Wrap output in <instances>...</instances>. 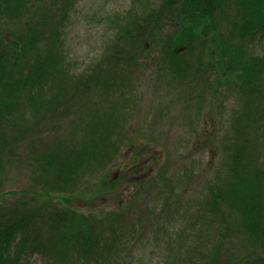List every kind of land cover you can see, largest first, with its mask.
Returning a JSON list of instances; mask_svg holds the SVG:
<instances>
[{
	"label": "trees",
	"instance_id": "obj_1",
	"mask_svg": "<svg viewBox=\"0 0 264 264\" xmlns=\"http://www.w3.org/2000/svg\"><path fill=\"white\" fill-rule=\"evenodd\" d=\"M69 1L49 0L46 7L41 0H0V264H22L33 254L45 264H111L128 206L106 217L85 215L59 206L50 194L80 199L91 183L90 199L95 190L107 192L115 184L99 186L93 176L119 155L141 49L165 21L172 26L164 45L173 78L183 82L196 71L217 68L228 77V90L241 95L226 121V160L216 168L221 174L209 183L215 170L203 186L209 206L218 213L228 206L239 219L237 230L247 235L248 248L235 259L224 257V264H264V162L255 161L247 134L250 128L264 133V52L258 56L248 49L264 33V0H153L158 5L138 19H109L114 26L105 46L107 67L93 65L79 75H70L58 53L59 8ZM137 2L133 14L143 7ZM180 45L182 57L197 53L195 65L169 57ZM206 54L213 62L203 65ZM249 96L262 99L243 112ZM63 112L70 115L65 125L58 118ZM11 169L25 172L34 187L8 188L4 174ZM36 188L49 201H40ZM136 220L142 224L144 217ZM219 258L211 253L195 264H220Z\"/></svg>",
	"mask_w": 264,
	"mask_h": 264
},
{
	"label": "rangeland",
	"instance_id": "obj_2",
	"mask_svg": "<svg viewBox=\"0 0 264 264\" xmlns=\"http://www.w3.org/2000/svg\"><path fill=\"white\" fill-rule=\"evenodd\" d=\"M41 1L49 6V0ZM137 1L144 0H136V6ZM148 3L151 6V0ZM133 6V0H73L60 5L58 53L70 75H79L93 65L99 70L107 67L105 46L114 26L108 18H121L126 12L131 13ZM158 27L157 39H148L141 50V71L133 80L132 109L119 155L104 171L93 176V182L99 186L102 181L117 183L110 185L107 192L95 190L90 199L87 191L91 183L80 199L50 194L51 201L87 215L104 217L107 211H120L128 206L127 220L121 226L111 264H190L191 259L195 264L196 259L211 253L219 255V263L224 264L226 259H235L248 248L244 238L247 235L237 230L239 219L228 206L221 213L209 206L211 196L203 185L226 160L222 138L227 132L226 121L237 110L241 95L236 89L228 90L224 85L228 77L222 76L217 68L196 71L183 82L173 79L165 63L167 51H160L171 25ZM248 49L253 55H263L264 33ZM184 56L192 65L200 58L197 53ZM202 58L203 65L213 62L208 54ZM207 75L209 80L204 82ZM219 82L223 84L220 88ZM247 99L246 110L240 109L243 112L256 109L262 98ZM68 114L58 115L62 125L70 118ZM261 121L263 125L264 118ZM247 134L251 138L248 148L261 164L264 133L261 128H250ZM220 174L219 168L209 183ZM4 177L8 188L13 190L34 187L25 172L11 169ZM168 187L171 190L165 191ZM35 190L43 195L38 197L40 201H49L41 189ZM16 197L7 195L4 199ZM142 216L144 221L140 224L136 219ZM183 256L189 259H180ZM22 264L45 263L33 254Z\"/></svg>",
	"mask_w": 264,
	"mask_h": 264
},
{
	"label": "water",
	"instance_id": "obj_3",
	"mask_svg": "<svg viewBox=\"0 0 264 264\" xmlns=\"http://www.w3.org/2000/svg\"><path fill=\"white\" fill-rule=\"evenodd\" d=\"M180 50H183V47H179V48H175V49H174L175 52H178V51H180Z\"/></svg>",
	"mask_w": 264,
	"mask_h": 264
}]
</instances>
